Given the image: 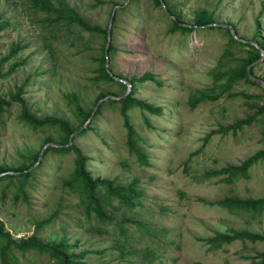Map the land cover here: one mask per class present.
Instances as JSON below:
<instances>
[{
	"label": "rangeland",
	"instance_id": "rangeland-1",
	"mask_svg": "<svg viewBox=\"0 0 264 264\" xmlns=\"http://www.w3.org/2000/svg\"><path fill=\"white\" fill-rule=\"evenodd\" d=\"M101 1L104 4L96 5L95 0L68 3L88 22L102 28L109 27L116 9L110 44L114 51L107 54V67L116 75V82L93 80L99 76L104 55L102 35L75 24L50 23L28 0H0V12L10 24L1 33L0 60L13 44L23 47L5 64V70L12 63L19 67L0 81V92L10 98L24 86L23 98L34 115L57 116L76 127L80 122L67 96L78 94L81 105L95 111L100 93H109L100 103L106 102L98 115L97 107L90 129V124L80 127L78 130H83L73 144L89 159L86 168L93 178L124 185L139 178L144 191L140 205L131 209L113 199L112 206L105 205L112 221L87 214L84 195L67 184L75 177L77 153L48 151L49 147H63L57 143L58 129H33L20 120L21 104L15 103L0 120V164L18 168L23 161L21 154L42 153L49 146L39 163L30 168L32 175L21 193L24 196L16 198L17 182H0V220L19 241L35 233L36 222L56 214L39 229L38 238L43 242L66 238L70 244L80 240L76 252H99L87 255L88 264H252L264 251V243L235 242L212 249L202 240L231 229L264 234V212H230L217 205L226 197L264 198V160L254 164L247 177L238 176L231 182L206 179L205 173L241 166L264 150V86L241 81L231 92L246 93L249 98L225 94L192 109L190 95L197 90L218 94L219 88L213 91V72L237 66L249 48L231 44L234 57L224 59L229 46L227 28L210 24L193 32L173 33L174 17L167 12L171 7L192 27L196 12L207 10L213 14V24L230 25L240 39L256 45L257 24L259 39L264 41V0H167L168 5L163 0L161 7L155 0ZM251 69L255 78L264 81V59ZM148 72L155 79L142 81ZM120 77H136L135 98L162 110L161 115L144 113L137 107L129 111L139 136L137 146L147 156L145 165L127 145L121 104L107 102L121 98L118 96L124 90L119 83L124 80ZM249 118H253L251 122L238 130L221 132ZM49 136L55 143L44 146ZM12 254L18 264H58L38 250L13 248Z\"/></svg>",
	"mask_w": 264,
	"mask_h": 264
},
{
	"label": "trees",
	"instance_id": "trees-1",
	"mask_svg": "<svg viewBox=\"0 0 264 264\" xmlns=\"http://www.w3.org/2000/svg\"><path fill=\"white\" fill-rule=\"evenodd\" d=\"M32 7L38 11L45 13L48 16V22L50 23H66V24H75L81 27L83 30L91 33L100 34L105 38L104 46V55L100 59L99 66V76L93 78V80L100 82H116L114 77L116 76L111 70L107 69V40H108V27L102 28L98 25L91 24L83 16H81L75 8L71 7L68 3V0H28ZM97 3L104 4L101 0H95ZM156 5L161 7V0H155ZM164 2L168 5L167 0ZM168 12L172 17H174L171 22L170 31L175 33L180 32H193L196 30V27H205L207 25L213 24L214 18L207 10H201L196 12L194 17V25L188 26L182 19L181 15L174 11L171 7L168 6ZM116 22V18H114ZM183 24V25H181ZM185 24V25H184ZM10 26L9 22L4 19L3 14L0 12V38L1 33H3ZM259 24H257V32L255 34L254 40L257 41V45H252L249 43H242L235 38H233L230 31L229 32V46L226 48L223 58L234 57L230 49L231 44H238L241 46L248 47V55L244 58L238 60V65L230 68L226 71L213 72L215 84L213 86V91L216 88H219V93L216 95L210 94L207 91L197 90L192 93L188 100V105L195 109L201 103H204L209 100H217L223 95L227 94L229 97H243L249 98L246 93H237L231 92V90L241 81H246L254 85H258L253 82L248 75V67L258 61L262 57L260 48L264 50V41L259 39ZM238 34V31H236ZM260 47V48H259ZM22 45L15 43L12 45L8 55L3 57L0 60V81L10 77L14 74L19 65L12 63L5 70V64L17 56L22 50ZM114 51V47L110 46L108 48V54L111 56ZM110 72H109V71ZM251 73L253 70L251 69ZM124 82H120L119 85L123 88V92L118 97H121L119 100L109 99L107 102L111 103H120L121 104V114L124 120V127L127 130V145L130 150L138 155V158L141 164H147V156L141 149L138 148L137 142L139 136L134 125L131 123L129 116V111L133 107L141 109L144 113H149L151 115H161V107H157L148 102H144L135 98V83L138 80L136 77L132 79L122 78ZM142 81L154 80L155 76L150 72L146 73L144 77L140 78ZM139 79V80H140ZM224 81V82H222ZM128 82V83H127ZM132 85L131 92H128V84ZM212 91V92H213ZM24 86L18 87L15 93L10 94V98L3 96L0 92V120L2 115L9 110L15 103L21 104V113L20 120L25 122L27 125L33 129H44V128H57L58 129V141L60 145H63L62 148L58 147H49L48 151H54L59 153H69L74 151L77 153L78 158L76 160V170L74 172V179L68 181L67 184L72 187H77V189L84 195L85 205L87 214H95L100 221H112V217L108 216L105 211V205L112 206V200L115 199L121 205L127 206L131 209H134L140 205V198L143 196L144 191L139 187L141 180L135 177L132 182L128 185L120 184L116 180L109 179H100L93 178L92 173L86 168V163L89 159L84 155V153L79 149L75 144L70 147H65L69 144L70 137L74 134L80 127H83L91 115L94 113V109H86L81 105V100L78 94L72 93L67 96L68 102L74 106L77 114V120L80 122V127L73 126L71 123L66 121L63 118L57 116H45L37 117L31 111V108L27 105L26 100L23 98ZM109 93H100L97 97L96 104L109 97ZM126 96V97H124ZM106 103V102H105ZM104 103V104H105ZM104 104L99 106L98 112L96 115L100 114V111ZM253 118L239 120L228 126L227 128H222L221 132L227 133L229 131H236L239 128L247 125L251 122ZM92 124V122H90ZM89 123V124H90ZM89 125V128L91 127ZM147 125L150 126V123L147 121ZM50 143H55L52 136H49L44 141V146ZM41 151H27L25 155L21 154L23 161L20 163L18 168L10 167L6 164H0V182L8 179L10 184L18 183L16 196L18 198L21 193H25V186L28 182V179L31 177L30 168L39 162ZM264 160V150H261L255 153L250 158L246 159L241 166H226L221 169H216L205 173L206 179L220 178L222 180L231 182L236 177L242 176L247 177L249 169L259 161ZM11 172L18 173L17 176H13ZM101 186L103 188H101ZM104 190V192H103ZM24 196V195H22ZM26 197V196H25ZM203 202V201H202ZM214 205V204H209ZM216 205V204H215ZM217 205L221 206L224 209L229 210L230 212H247L254 214H261L264 212V198L260 199H240L238 197H226L222 201L218 202ZM56 214L50 216L47 220L38 221L35 225V233L27 238L21 239L19 241L15 240L14 237L8 232L5 228V224L0 220V262L1 264H18L17 258L12 254V249H18L22 252L28 250H38L44 253L49 254L52 259L56 260L58 264H88L85 262L87 255L97 254L99 252L83 250L76 252V249L80 246V240H77L74 244L66 238H62L59 241H50L43 242L38 238L37 233L46 223L50 222L55 218ZM126 222H130V219H124ZM133 223L138 226H143L144 224L140 221L133 220ZM163 233V232H162ZM209 247L212 249H219L223 245H230L235 242H251V243H264V234L254 233L249 230H237L231 229L228 232L215 233L214 236L210 238L203 239ZM104 251H100V253ZM252 264H264V251L257 254L253 258Z\"/></svg>",
	"mask_w": 264,
	"mask_h": 264
},
{
	"label": "water",
	"instance_id": "water-1",
	"mask_svg": "<svg viewBox=\"0 0 264 264\" xmlns=\"http://www.w3.org/2000/svg\"><path fill=\"white\" fill-rule=\"evenodd\" d=\"M127 1H129V0H127ZM161 2H162V4L164 5L163 0H161ZM126 4H127V3H126ZM124 6H125V5H124ZM165 10H166V8H165ZM115 11H116V9L114 10V12H113V14H112V16H111V22H110V25H109V27H108L107 51H108V48L110 47V44H111L112 21H113L114 16H115ZM166 12H167V10H166ZM167 13H168L169 16H171L169 12H167ZM172 18H173V17H172ZM181 25H183V24H181ZM210 26H224L225 28H227V29L231 32V34H232L233 38H235V40H237V41H239V42H242V43H250V42H247V41H245V40H243V39H240V38L237 36V34H236V32L234 31V29H233L230 25H227V24H221V25H220V24H212V25H210ZM255 46H258V45L256 44ZM259 48H260V47H259ZM260 50H261V53H262V57H261L258 61L252 63V64L248 67V75H249V78H250L253 82H255V83H257V84H259V85H261V86H264V81L255 78V77L253 76V74L251 73V67H252L253 65L257 64L258 62L263 61V59H264V50H263L262 48H260ZM107 51H106V54H108ZM107 59H108V57H107ZM107 69H108V67H107ZM108 71H109V70H108ZM109 72H110V71H109ZM131 90H132V86H131V85H128V92H127L126 95H128V94L131 92ZM124 97H126V96H124ZM107 98H108V97H107ZM107 98H105V99H107ZM103 100H104V99H103ZM103 100H101V101L98 102V104H97V106H96V108H95V111H96L97 107L100 105V103H101ZM95 111H94V113H95ZM94 113L91 115L90 119L88 120V122L86 123V125H85L83 128L87 127V125L91 122V119H92V117L94 116ZM83 128H81L80 130H78V131H76L74 134H72V136L70 137L69 144H68L67 146H70V145L73 144L74 137H75L79 132H81V131L83 130ZM48 146H49V145H48ZM48 146H46V147L44 148V150H45ZM44 150H43L42 153L40 154L39 161H40V159H41V157H42V154H43ZM38 163H39V162H38Z\"/></svg>",
	"mask_w": 264,
	"mask_h": 264
}]
</instances>
